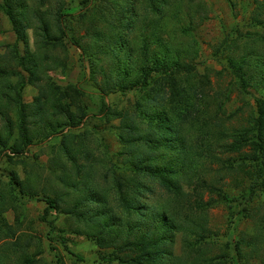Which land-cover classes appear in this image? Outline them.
Segmentation results:
<instances>
[{
	"label": "rangeland",
	"instance_id": "1",
	"mask_svg": "<svg viewBox=\"0 0 264 264\" xmlns=\"http://www.w3.org/2000/svg\"><path fill=\"white\" fill-rule=\"evenodd\" d=\"M4 1L0 248L8 243L9 264H25L24 255L28 264H118L122 245L141 251L135 236L157 247L166 204L175 205L179 226L189 216V227L210 243L202 249L208 259L195 264H229V257L264 264L263 192L240 170L251 155L221 147L231 139L225 130L251 124L255 99H264V9L255 25L253 0H158L155 7L153 0H15L19 20L29 24L25 46L15 45ZM46 25L48 41L40 37ZM28 52L40 78L32 84L17 62ZM163 60L192 64L174 74L182 97L171 84L155 91ZM230 63L241 68L239 78ZM65 110L74 116L68 123ZM121 128L131 129L122 136L138 149L121 143ZM151 139L157 150L146 145ZM126 151L153 168L180 160L176 166L187 173L178 179V197L151 175L134 177ZM120 179L142 190L133 201L123 189L132 205L121 203ZM167 238L173 255L184 253L181 231ZM181 263L194 264L186 257Z\"/></svg>",
	"mask_w": 264,
	"mask_h": 264
},
{
	"label": "trees",
	"instance_id": "2",
	"mask_svg": "<svg viewBox=\"0 0 264 264\" xmlns=\"http://www.w3.org/2000/svg\"><path fill=\"white\" fill-rule=\"evenodd\" d=\"M13 1L15 2V0H5L4 1L5 6H6L4 12L8 16V19L11 23V28L16 36L15 45L21 42L25 46H27L28 38H27L26 30L29 28V24H28V21L19 20L18 17L20 16V10L14 9L15 4ZM153 1H154L153 5L155 7V4L158 3V0H153ZM160 2H163L164 4L167 3L165 2V0H160ZM253 3L255 6H254V11H253L254 15L252 16V20H253L252 23L255 25H261L262 21L260 20V13H261V10L264 9V0H253ZM59 22H61L60 18H59ZM49 29L50 27L48 28V25H46L44 30L40 32V37L42 39H45L48 41L50 38H53V36L50 34ZM63 33L65 34L64 31ZM228 39L229 38L226 37L223 40V43L225 45L227 44ZM34 59H35V54L31 55V53L29 52L26 53V55L18 56L17 58V62L19 66H21L24 69V71L27 72L28 74L27 81L29 82V84L35 83L40 79L34 69V63H33ZM229 67L234 68V69L231 68L233 69L232 73L236 75L237 78H239L240 77L239 69L241 68L238 69L234 65V63L232 64L230 63ZM161 68L163 69L164 73L162 74V76H160V79L157 80L155 91L157 92L159 89H164L165 86L171 84L173 95L182 97V94L184 92H181L180 89L175 85L174 74L175 72L176 73L186 72V71L189 72L193 68L192 64H181V63H178L177 61L173 63H169V61L163 60L160 65V70H162ZM1 75L2 73L0 72V76ZM147 75L149 74L146 73L143 78L144 84L147 83V77H149ZM242 88L244 91L243 86ZM62 96L63 94H60V97ZM185 110H189V109L184 104V111ZM64 112H67L66 122L68 123L70 119L71 120L73 119L74 117L73 113L68 110H65ZM253 112H254L253 117H252L253 122L251 124H248V126L244 128L243 127H233L228 130H225L224 136H223L224 139L228 137H230L231 139L229 142L228 141L222 142L221 147L223 150H226L228 152H233V153L240 152L244 155H251L249 156L251 162L247 164L245 167L241 166L240 170L246 173L247 176L251 177V180L254 181V185H256V187L260 189L261 192H263V196H264V180L261 179L263 168H264V165L261 161L264 155V99H260V98L255 99V110ZM229 116H232V114L230 113L228 117ZM20 117H21L22 141L25 142L27 140V132H26V127H25V123L23 120L24 118L23 112H21ZM161 128H163V126H161ZM121 129L122 130L119 135V139L121 143L127 148L138 149L139 146L137 144L130 143L129 138L124 139L122 136L123 133L131 134L132 133L131 129L129 128H121ZM168 132L171 133V129L170 130L168 129L167 133ZM125 143H128V144H125ZM0 145L6 146V139L0 140ZM146 145L153 147L154 150L158 149L157 142L152 139ZM126 153H128L130 159H132L131 160L132 166H131L130 172L134 174V177L138 175L139 173H146L148 175H151L155 180H157L160 186L163 187L167 192L172 193L175 197H178V192L181 190V187L177 185L178 179L182 173L184 175L187 173L186 170L182 172V168L180 166H176L177 161H180V160L174 159V161L176 162L170 161L166 164H163L160 168L159 167L153 168V166H150L149 164H145L141 162L139 160L140 156L134 155L133 152L126 151ZM11 154L12 153H8L7 151L5 152V155L8 158L12 157ZM124 188H127L129 190V193L132 196L133 201H136L138 194L141 193L142 191L137 185L132 184L131 181L125 182L124 180L120 179V181L117 184V189H118L117 193L121 201L125 199L126 202L127 200L125 196H127L128 194L124 193L123 191ZM38 199L45 201L50 206H52L54 202V200L50 198L42 197ZM126 202L123 201L121 203L132 205L131 203H128V202L126 203ZM166 205L168 206V209L167 211L163 212L160 215L161 220L158 223V225L162 228V237L157 243H155L157 247L153 245H151L152 246L151 247L149 244L144 242L146 240V236L144 235H141L140 237L135 236L131 232L129 237L131 236L136 237L134 242L140 247L141 251L136 254L134 252V249L136 248H133L132 250L130 249L125 250L126 246L122 245L117 250V252L121 253V255L125 256V258L121 259L118 264H142L141 263L142 260L146 258H148V260H146V264H182L181 262L185 261V257L189 258L195 264L196 261H199V260L206 261L208 259V258L204 259V257L202 256V249H207L208 244L210 243L206 241L204 242L203 236H198L200 235L199 234L200 230L189 227L190 217L185 216L182 221L181 226H179L175 222V218L173 214V208L175 205L174 204H166ZM4 207L6 208V204L4 203V201L2 200L0 196V211H2ZM134 213L135 212L132 211V214ZM193 226L196 228H200V226L195 225V224H193ZM203 230L205 231L206 229H203ZM179 231L183 233L182 246H184V253L182 251L181 255L176 256V255H173L172 250L169 249L172 244V238H167V237L168 235H172L173 233L179 232ZM191 239L194 240L192 244H190L189 242V240ZM132 242L133 240L131 241V243ZM163 244H165L164 247H162ZM223 244L225 247L228 246V243H223ZM218 245H221V244H218ZM3 246H5L6 248H0V250L2 251L0 255V264H9V257H10L9 251L11 250L8 249V246H9L8 243H5ZM129 253L133 254V256H128ZM224 253H226V250L224 251ZM31 255H35V253ZM13 256L14 258H17L19 260V256L18 257L16 255H13ZM191 256H193L194 258H191ZM23 257L25 258V264L26 263L28 264L29 257L26 255H24ZM227 261H228L227 263L229 264H237L234 261V259L231 257H229Z\"/></svg>",
	"mask_w": 264,
	"mask_h": 264
}]
</instances>
